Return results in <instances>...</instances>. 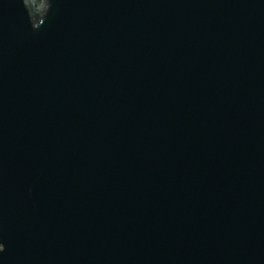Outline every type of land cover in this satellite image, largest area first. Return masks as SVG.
Here are the masks:
<instances>
[{
	"label": "water",
	"instance_id": "obj_1",
	"mask_svg": "<svg viewBox=\"0 0 264 264\" xmlns=\"http://www.w3.org/2000/svg\"><path fill=\"white\" fill-rule=\"evenodd\" d=\"M0 264H264V0H0Z\"/></svg>",
	"mask_w": 264,
	"mask_h": 264
},
{
	"label": "rangeland",
	"instance_id": "obj_2",
	"mask_svg": "<svg viewBox=\"0 0 264 264\" xmlns=\"http://www.w3.org/2000/svg\"><path fill=\"white\" fill-rule=\"evenodd\" d=\"M30 1V3L32 4V5H34V3H35V0H29ZM35 7V9H40V5H39V3H38V5H36V6H34Z\"/></svg>",
	"mask_w": 264,
	"mask_h": 264
}]
</instances>
